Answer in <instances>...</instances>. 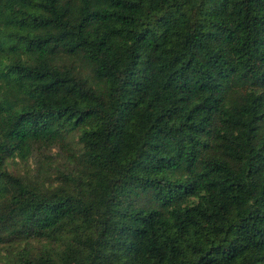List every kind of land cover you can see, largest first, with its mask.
Here are the masks:
<instances>
[{
  "label": "trees",
  "instance_id": "16d2710c",
  "mask_svg": "<svg viewBox=\"0 0 264 264\" xmlns=\"http://www.w3.org/2000/svg\"><path fill=\"white\" fill-rule=\"evenodd\" d=\"M0 251L264 264V0H0Z\"/></svg>",
  "mask_w": 264,
  "mask_h": 264
},
{
  "label": "rangeland",
  "instance_id": "374dc122",
  "mask_svg": "<svg viewBox=\"0 0 264 264\" xmlns=\"http://www.w3.org/2000/svg\"><path fill=\"white\" fill-rule=\"evenodd\" d=\"M56 149H54L53 150V154H55L56 153ZM59 161V159H56L55 160V162H58ZM34 165H35V162H34V160H32L31 158L29 159V160H27V162H25V163H23L22 161H20L19 159H16V164H11V169L12 170H16L17 168H19V169H22V168H27V169H31V168H33L34 167ZM17 167V168H16ZM36 243H34V245H35ZM0 259H1V257H2V255H5V252H1L0 251Z\"/></svg>",
  "mask_w": 264,
  "mask_h": 264
}]
</instances>
